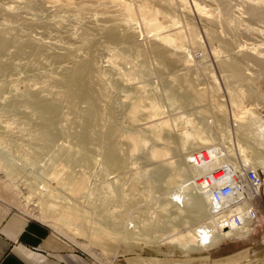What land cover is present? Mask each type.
I'll return each instance as SVG.
<instances>
[{"label": "rangeland", "instance_id": "374dc122", "mask_svg": "<svg viewBox=\"0 0 264 264\" xmlns=\"http://www.w3.org/2000/svg\"><path fill=\"white\" fill-rule=\"evenodd\" d=\"M69 1H66V0H15V1L14 0L12 1L2 0L3 3L0 2L1 4L5 6H9V7L13 6L12 9H14L13 10L14 13L16 15H18L17 13L20 14L18 15L20 20L12 23V22H8L7 18H5V21H2L4 22V26H0V39L6 40L10 36L9 41H8L9 45L7 44L9 48L7 47V50L3 54H0V60L3 63L6 62V64L9 66L7 68L9 70L5 69L3 72L0 71V79H1L0 80V95H1L0 96V107H1L0 114L2 115L3 122H10L11 125L13 124L12 127L14 126L13 128L15 129L17 133H19V128L24 129L23 133L25 134L24 136H26L24 137L23 133H21L23 137H19L21 136L20 133L19 134L14 133L13 135L6 134L7 136L6 137L5 133L0 132V139L4 138L6 141L8 140V145H10L9 147L6 146V149L3 148L5 146L3 147L0 146V151L1 150L6 151L15 159L14 165L12 164L13 166L12 169L14 170L13 172L17 176V180H16V182L18 181L17 190L18 192L21 193L19 194L20 196L19 198H21V201H23L25 198V194L28 192V189H31L34 192L36 191L37 194H40V195L42 194L41 196L40 195L38 196L41 200L43 199L42 202H44L43 206H46L44 207L46 212L55 211V209H57L56 204L53 203L54 200L51 198V194L48 192V190L45 189V185L51 184L50 186H53V189H54L55 182L51 181V177H52L51 171L53 170L54 167H57L62 164H60V162L57 161L56 159L55 160L53 159L54 158L53 153L49 151L45 146H43V143L41 141H39L38 139H35L37 134L35 133L36 128L34 127L36 124L40 123V117H37L32 114V107H30L32 105L30 104V102L26 101L25 99H21L19 95L11 91V86L9 83L10 81L12 82V80H16L19 83L21 82L20 84H23V81H24V84H25V81L26 83H33L35 81L39 82V80L41 81L42 75L50 74L59 79H62V82L60 84L49 83V86L51 89H53V92L59 93V92L67 91L68 87L65 84L66 82L65 77H66L67 71L65 68L72 69L73 63L76 60L80 61L83 58L81 55V52L87 51L85 55L83 56H87V58L92 62L93 66L96 69H99L100 72L103 73V76L106 77L104 82H101V83L96 80H94L92 83L90 82L93 86L92 94L97 96L98 98L97 103L101 104V105L99 104L100 109L103 110L101 114L102 115L104 114L106 118L107 116L105 115V113L111 116L108 105L112 101V103L115 104L113 116L115 115L114 117L115 119H117L116 121L120 123L121 129H122L119 135H122L123 133L124 134L135 133V134H139L143 136L145 135V139L148 143L146 144L147 145L146 147L138 151L135 157L131 158L129 156L130 152H129L128 146H126V143H124L123 138H120V140H123L122 148H124L122 149L123 151L122 157H123V160H125V165L128 170L125 169L123 171H119L116 168H112L110 173L109 172L105 173L103 171L104 169L103 165L102 163L99 162L98 158L96 159L97 162L96 161L93 162L92 157L90 161L89 160L82 161L83 160L82 155L84 154V152L78 150V142L75 138V134L77 133L78 130L80 131V128L78 127L80 126V123L83 122V118H84L83 116L85 115L87 111V108L90 104L89 103L90 100L78 101L77 102L78 105L75 107L76 110L74 111L73 108L71 107L72 100L69 99L67 96H65V99H63L60 102L59 111H60V114L64 113V111H67L65 113L70 114L69 117L71 119V123H73L74 126H72L73 124L71 125V123L69 125L65 124L64 126V123H63V127H65L64 130H67L66 132L68 134L66 133L65 135H63V137L61 138V143L63 147L64 146L74 147L72 150L70 149V151L68 150L67 151L73 156L74 159H76L77 161H82V162L77 163V166L75 165L76 170L74 174L76 177L75 179L77 181V185L78 186L79 184L82 185V189L84 191H81L78 194H72L68 190L69 185L63 182L64 184H62V186L55 185V193H56L55 196L59 195L63 200L64 199L67 200L69 205H76L78 209H77V212L76 211L75 212L78 213L79 215L80 214L84 215V218L87 220L88 224L89 222L91 223V221L93 223L95 222L101 223L102 224L101 226L105 228L108 227V225L109 226L112 225L113 220H115L116 222L119 221V218L121 214L124 212L123 210L125 209L122 207L126 206L127 203L125 202L126 201L130 202L129 200L131 198H133L132 203L135 206V208L134 206L132 207V210H130L131 212L129 211V215H130L129 217L134 222L132 225H138L142 227L144 226V224L148 223V221L151 224L158 220H163V221L171 220L173 224H177L178 222L185 220L187 221L188 224H186V226H182L177 229L180 232L185 233V234L187 232L194 231L202 227L203 225H206V224L210 225L207 221V218H204V217L193 218V213L191 212L190 208L186 206V204L188 203L187 201L188 198L186 194L187 190H183L180 187H178L182 184V180L184 178L178 179L180 181H176L177 183L168 184L169 177L171 175H174L175 173L174 171H178L180 164H181L179 162V159L176 157V153L173 151L174 150L173 148L176 147L175 146L176 143L179 142V141H176L174 134L177 132H180L185 127L184 122L186 120L191 119L195 124L202 123L204 121V118L200 116L198 112H200V110L202 109L210 110V113L205 118V120L207 119L210 122V124L208 125V128L213 132H216V131L220 132V130H217V127H216V125L218 124L219 128L222 129L221 131L223 132V134H221L222 137L220 138L219 145L221 144L230 145L228 146L229 147L228 149H230L229 158L232 164L237 163L239 165V164L244 163L243 156L235 154V149H237L239 145L245 148L246 155L249 158L253 157L257 153L260 154L261 150H258V147L256 146V144H254L253 142H251L250 139H248V137H250V135L248 134L249 132L245 131V133H243L237 130L238 128L242 130L240 126H243V128L247 127V124H245L246 119H244L245 121L243 124L235 123L236 120L234 119V113L232 114L233 110L231 106L232 105L231 103H235V101H231L227 94L229 91L235 93V92L240 91V89L243 91H245V89L246 91L252 90V92L257 94L258 98L254 100L252 99L245 100L244 101L246 103L245 105L246 106L251 105L250 107H256L257 105L256 109H259V106L264 108V104H263L264 102V70L263 71L259 70L255 65H253L252 62H245L247 64L244 65L243 70H244V74L246 75L247 81L244 83L234 82L230 84L231 82H227L224 79L221 70L218 69V66H219V63L223 61L227 56L228 57H238V58L253 56L257 54L258 47H260L261 50L264 51V34H260L257 31H255L257 32V34L254 33V30H259V29L261 33H264V18L262 19L263 22L262 20L261 21L251 20L254 18L248 17L247 15L249 14H246L247 12H249V10L251 12L254 8H256L257 7L256 5L260 3L259 1L264 3V0H220V2L219 0H186V2L187 1L189 2L187 4H189L190 8L188 6L189 11L187 12V15H185V17H181L174 12L172 13V11L170 12L163 4L159 3L157 0H128V3H130L131 7L135 10L137 9L138 5L144 2H148V4L153 6V8H156L157 10L161 11V13L165 14V16H168L169 20L174 19L173 21H176L175 23L176 26L171 21L169 22V24H166V26L169 27L168 30L173 29V31L175 30L176 32H180L181 34H186L187 32L185 31V29H183L184 28L183 26L189 25V28L196 32V33L194 32L195 36L192 35V38H193L192 43L194 44V46L192 45V47H187L185 50L178 49L177 47L171 46L169 44H164L162 42L151 40L148 36V32L146 31L145 26H143L140 23V19L138 18L133 19L132 17H128L126 15L122 16L123 14H119V19H118L120 20L118 22L119 30L123 34L132 27H136L138 30L139 37L136 39L137 41L132 46L128 45V42L125 38H122L119 43L106 44L107 28H105V25L102 24L100 21H98L96 18H91L84 23H75L69 20L67 16H59L56 20L55 18H53L49 26L47 27L41 26L40 24L41 20L44 17H46L50 13V11L54 12L53 17H55L54 7L65 9L66 6L67 7L71 6L75 10H80L82 8H91L93 10L107 9V10L116 11L114 9L115 7H107L104 3L105 0H74V1L69 0ZM247 1L250 3H247ZM193 2H199V4L201 6L203 5V7H206V9L207 8L209 10L211 9L210 11H212V13L213 11L216 13L215 14L216 17L220 16V6L219 5L221 3L226 4L229 7L228 23H223V24L220 23L218 25L219 27L217 26L215 30L216 32H212L211 31L213 30L212 27L207 25V23L205 22L206 19L203 17L204 15L202 16L200 13H197L194 6L192 5ZM253 2L255 4H253ZM251 3L253 5H251ZM49 4L50 5L54 4V5L50 6ZM248 5L250 9L247 8ZM45 6L47 7L45 8ZM246 8L247 10L248 9L249 10L248 11L245 10ZM244 10L246 12H244ZM243 13H245V16ZM212 15H214V13ZM235 16H239V18ZM246 20H249V21H246ZM257 21L261 23L259 24L255 23ZM243 24H245V26ZM253 24L255 26H253ZM180 25H182V27H180ZM251 26H252V29L254 28L253 31H250L252 30ZM247 31L249 32L247 33ZM32 39H38V41L42 42V44H40L39 46L41 47V50H42V52L41 51L40 52L43 53V55L40 52H34L33 49L27 46L25 54L21 57L18 56L15 53L17 51L16 48L18 47V45L20 43L27 44ZM13 41H16V42L13 43ZM226 42H229V44H231L232 52L230 51L228 52L225 49L224 43ZM249 43L250 44L253 43L252 46ZM153 45L159 47L158 54H156L151 59L152 61L151 66H147L146 64L144 65V63L148 60V57H149L148 53H146V48H148L149 46H153ZM68 46L71 47L72 50L70 51L64 50V48L65 47L68 48ZM247 46L249 48H247ZM27 49H29L28 52H27ZM117 52L118 54L121 55V57L124 56L123 58L126 61L125 62L119 61L120 63L117 65V67H119L118 69L117 67L111 68L108 66L106 62L112 56L114 57V55H116ZM39 53L42 56H40ZM14 54H16V56ZM38 56L40 57L39 59H38ZM33 57L35 59H33ZM116 58L114 59L116 60ZM131 59L133 62L131 61ZM172 60H174V64L173 63L171 64ZM184 60H187L190 62L189 67L184 68V65H183L184 63H182ZM19 62L20 63L23 62L24 64L23 63L20 64ZM2 66L3 65H0V69H2ZM33 68H35V70ZM131 68L134 69L135 72H132V71L130 72ZM6 70L8 73L6 72ZM129 73H132L131 74L132 82L127 81L128 77L126 75H129ZM211 75H213V77H216L215 82ZM9 78H11V80ZM189 85H191V87ZM247 85H249L250 88ZM52 86L57 88V91ZM244 86H247V87H244ZM171 88L175 89L177 93H179L182 99H171V100H169L168 98L165 99L164 98L165 92ZM199 88L208 89L210 96H216L217 98H215L214 102L212 101V103L203 102L204 105L203 104L201 105L199 104L200 106L197 105V103L196 102L194 103L193 100L195 98L194 93L200 90ZM180 90H183V91H180ZM39 91L40 90H38L37 93H39V97L41 99L44 97H47L48 95L47 93H41V91L40 92ZM68 102L70 105L68 104ZM139 103H140V106L142 107L141 109L142 111L139 113V119H138L139 121L137 122L138 124H136L133 128L129 126L127 123V114L129 113L131 106L133 104H139ZM154 103L156 105L155 109L157 110V112L156 110H153L150 108V104H154ZM215 104H217V106ZM20 105L24 106L23 109H21L22 106ZM217 107L218 109H216ZM219 107L225 110H221ZM27 109L31 110L30 113L27 111ZM215 109L216 111L218 110L220 111L216 112ZM150 110L152 114L149 112ZM259 111L260 110L258 111L256 110L255 112L258 114L260 119H262L263 121L262 129L264 130V109L260 112ZM120 112L122 113L120 114ZM155 113L156 115H154ZM13 116L14 118H11ZM242 117H247V114ZM146 121L147 123L149 121V123L146 124L145 123ZM164 121L169 122V124H171L172 129L168 130L169 127H166V126H163V124H160ZM158 124L162 127H160ZM152 125H154L153 129L145 128V127L148 128V126H152ZM173 126H176V127H173ZM190 126H188V129L190 128L191 130L192 126L191 127ZM155 127H156L155 130H159V129L161 130L163 128V130H161L162 137L160 138L163 142L161 140H160L161 142L160 141L158 142V140H155L154 137L152 136L151 131H155L154 130ZM230 132H231L230 137H227V134L229 136ZM233 136H234V140H233ZM244 136H247L246 138L248 140H245ZM10 139L12 142L10 141ZM69 140H71L70 141L71 143L69 142ZM17 143H18V146H17ZM168 147L171 150L170 152L171 155H169V158L171 162L175 161L172 163L173 166L171 169L169 168V166H162L159 164V162L150 160V156H149L150 150L152 148H156V149L166 148L167 149ZM15 150H16V153H14ZM18 150H21V152ZM27 150H28V153L26 152ZM63 151L66 152V150H63ZM97 151H99L98 148H97ZM18 153H21V155L23 156H20ZM16 155H19L20 157L19 156L17 157ZM35 157L40 158L39 163H35V161L33 160V158ZM29 158H30V161H29ZM25 159H27L28 161ZM22 161H23V164H22ZM29 163L30 165H28ZM227 163L229 164V162L226 160L225 162L221 164V166H224ZM69 166L74 167V165L72 164H69ZM221 166H217L215 169ZM247 167L257 169L259 172H262L264 174V165H256L255 167L250 165ZM181 168L184 169L185 166L181 165ZM0 176H5L4 172L0 171ZM155 178H158V180H156ZM43 185H44V189H43ZM133 185H135L137 189V192H134L135 194L134 193L131 194L132 192L130 193L131 187ZM40 187L42 189H39ZM118 187L121 190V192L125 194V199L123 200L118 197L119 195ZM168 190L169 192L167 193ZM85 191L86 192L89 191V192L86 193ZM109 192L114 193V194H109ZM263 192H264V187L262 189V195H263ZM129 194L131 196H128ZM111 195H114L115 197L114 196L112 197ZM1 196L2 194L0 193V200H1L0 208L8 209L10 207L9 206L10 202H8V200L6 201V199H4L3 197L1 199ZM116 200H118L119 202H117ZM261 200L262 199H260L258 203L259 215H260ZM166 206L167 208L165 209ZM177 208H183L181 214H175L174 211L177 210ZM11 209H16L19 212L27 215L28 217L37 220L35 217L30 216L29 214H26L25 212L20 211L17 207L11 208ZM57 212L58 211H56V213ZM166 216H169V217H166ZM258 221H259V217H258ZM49 222H51V220L47 219V223H43V224L49 226L50 224ZM257 222L251 227V231L248 235L238 238V240H232V241H239L241 239H244L240 243L233 244V245H238V246L235 248H232L231 250H234V249L242 250L243 249L242 246H245L244 248L256 247L257 241H253L252 243H247V240H250L249 237L253 233ZM50 228L55 232V234L62 236L65 239L69 240L74 245L76 250L86 253L92 259H94L100 264H106L107 261H109L110 263L111 262L113 263L115 260L124 259V257L127 255V253H125L124 255L118 256V258H114V256H112L111 254H107L105 250L100 249L99 247H96V246H92V248H94V250L97 251L98 254L100 253L102 255L103 260L99 259L95 257L90 252V250L83 249L77 246L68 236L55 231V229L52 227ZM147 237L151 239L150 236L147 235ZM247 237L249 239H247ZM82 238L83 240H86V242L92 239V237L89 236V233L82 234ZM245 238L247 240H245ZM228 242H231V241H228ZM228 242H222L221 244L215 247L202 249V250L196 251L191 254H186V255L185 253L181 252L177 248H172V246L168 247V245L162 246V247L172 252H169V253H165V252L149 253L148 252L149 254L147 255V253H141L138 250H133V251H130L129 254L136 253L137 255L144 256V257H150L152 256L151 254H154V257L156 256L159 259L169 260V261H172L173 263L181 262L185 264H229L228 258H227L228 250H224L223 252L218 251V249L222 245H225V243H228ZM248 242H251V240ZM257 256L260 257L259 255ZM257 256L250 260L247 259L248 261H245L242 264H264V263L259 262V258ZM105 258L107 260H105ZM232 264H236V263H232Z\"/></svg>", "mask_w": 264, "mask_h": 264}, {"label": "bare ground", "instance_id": "6f19581e", "mask_svg": "<svg viewBox=\"0 0 264 264\" xmlns=\"http://www.w3.org/2000/svg\"><path fill=\"white\" fill-rule=\"evenodd\" d=\"M66 1H69V0H66ZM157 1L161 4H163L170 12L172 11V13L174 12L181 17H185V15H187V12L189 11L188 10L189 4H187L189 2L188 1L186 2V0H157ZM0 2H2V0H0ZM51 2H53V1H51ZM219 2H220V0H219ZM259 2L260 3L256 5L257 7L254 8L251 12L249 10L250 9L249 5L247 6V8H249L248 9L249 12L246 13V14H249L247 16L254 18V19L250 18L251 20H260L261 21L264 18V5H263L264 3L261 1H259ZM104 3L107 7H115L114 9L116 11L107 10V9L93 10L91 8H82L80 10H75L71 6H68V7L66 6L65 9H60L59 7H54L55 17H53L54 12L50 11V13L41 20L40 24L43 27H47L52 22L53 18H55V20H56L59 16H67L69 20H71L75 23H84L91 18H96L98 21H100L102 24L105 25V28H107L106 44L119 43L122 38H125L128 42V45L132 46L135 44V42L137 41L136 39L139 37L138 36V30L136 27H132V28L128 29L124 34L119 30V26H118V22L120 21V20H118L119 14H123L122 16L126 15L128 17H132L133 19H137V18L140 19V23L143 26H145L146 31L148 32L149 38L153 41H158V42H162L164 44H169V45L177 47L178 49H181V50L182 49L185 50L187 47H192V45L194 46V44L192 43L193 42L192 41V39H193L192 35L195 36L194 35L195 31L190 29L189 25H185L186 27L183 26L184 27L183 29H185V31L187 32L186 34H181L180 32H176L175 30L173 31V29L168 30L169 27L166 26V24H169V22L172 21L174 23V25L176 26V24H175L176 21H173L174 19L169 20L168 16H165V14L161 13V11L157 10L156 8H153V6L148 4V2H144L140 5H138L136 10L131 7L130 3H128V0H105ZM247 3H250V2L247 1ZM253 4H255V3L253 2ZM253 4L251 3V5H253ZM260 4H262V5H260ZM44 5H45V3H44ZM52 5H54V4H52ZM52 5H50V6H52ZM55 5H57V4H55ZM192 5L194 6L197 13H200L202 16L204 15L203 17L206 19L205 22L207 23V25L211 26L213 29V30H211L212 32H216L215 30L220 23H222V24L228 23L229 7L226 4L221 3L219 5L220 6V16H217V17L215 15L216 13L214 11H213L214 15H212L213 13H212V11H210L211 9L209 10L207 8L208 9L207 10L206 7H203V5L201 6L199 4V2H193ZM244 6H246V5H244ZM12 7L11 6L10 7L5 6V5L0 3V26H4V22H2V21H5V18H7L8 22H12V23L20 20V18L18 17V15H20V14L17 13L18 15H16L14 13V11H13L14 9H12ZM46 7L47 6H45V8ZM49 8H51V7H49ZM189 8H190V6H189ZM247 8L245 10H247ZM245 10H244V12H246ZM47 11H49V10H47ZM236 13H237V11H236ZM240 14H241V12H240ZM243 14L245 16V13H243ZM42 15H44V14H42ZM235 17L239 18V16H235ZM249 20H246V21H249ZM262 22H263V20H262ZM255 23L259 24L261 22L257 21ZM243 25L245 26V24H243ZM253 26H255V25L253 24ZM180 27H182V25H180ZM246 27H248V26H246ZM251 29H252V26H251ZM253 29L250 31H253ZM259 30H254V33L257 34V32H259L260 34H264V33H261V31H259ZM255 31H257V32H255ZM248 32L249 31H247V33ZM248 35H250V34H248ZM51 36H52V34H51ZM9 37L6 40L0 39V54H3L7 50V47H8L7 44L9 45V42H8ZM73 37H75V36H73ZM35 38H37V37H35ZM15 39H16V37H15ZM21 40H19V41H21ZM42 41H43V39H42ZM14 42H16V41H13V43ZM64 42H66V41H64ZM40 44H42V42L38 41V39H32L27 44L20 43L18 45V47L15 45L17 47L16 48L17 51L15 53L20 57L23 56L26 52L27 46L30 47L31 49H33L34 52H40V51L42 52L41 47L39 46ZM252 44H250V45L252 46ZM59 45H60V43H59ZM224 45H225V49L228 52L229 51L232 52L231 51L232 50L231 44H229V42L224 43ZM247 48H249V47L247 46ZM257 49H258L257 50L258 52L256 55L241 57V58L228 57L227 56L223 61H221L219 63V66L218 65L217 66H218V69L221 70L224 79L227 82H231L230 84H232L234 82L235 83L246 82L247 78H246V75L244 74V70H243L244 65L247 64L245 62H252L253 65H255L259 70L263 71L264 70V51L261 50L260 47H258ZM28 50L29 49H27V52H28ZM64 50L70 51V50H72V48L68 46V48L65 47ZM47 51H46V53H47ZM158 51H159V47H157L155 45L149 46L148 48H146V53H148L149 57H148V60L146 59L147 61L144 63V65L146 64L147 66H151L152 65L151 59L156 54H158ZM86 52L87 51L81 52V55L83 58L80 61L76 60L74 62L75 64L73 63L72 69L65 68L67 71V74L65 77V80H66L65 84L68 87L67 91L59 92V93L53 92V89L50 88L49 83L60 84L62 82V79H59V78L52 76L50 74H46V75H42V76L40 75L41 81L39 80V82L35 81L33 83H26V81H25V84H24V81H23V84H20L21 82L19 83L16 80H12V82L10 81V83H9L11 86V91L14 92L15 94L19 95L21 97V99H25L26 101L30 102V104L32 105V106H30V107H32V114L37 116V117H40V123L36 124L34 127V128H36L35 133L37 134L35 139H38L39 141H41L43 143V146H45L49 151H51L53 153V156H54L53 159L54 160L56 159L57 161L60 162V164H62V165H59L57 167H54L53 170L51 171V173H52L51 181L52 182L54 181L55 185H57V186H62V184H64L63 182L67 183L69 185L68 190L72 194H78L81 191H84L82 189V185L79 184V186H78L77 181L75 179L76 177H75L74 172L76 170L75 165L77 166V163L85 161V160L90 161L91 157H92L93 162L96 161V159L98 158L99 162L102 163V165H103V168H104L103 171L105 173H108V172L110 173L112 168H116L119 171H123L125 169L128 170L126 165H125V160H123V157H122L123 156L122 155V153H123L122 149H124V148H122L123 140H124V143H126V146H128V148H129V152H130L129 156L131 158L135 157L136 154L138 153V151L140 149L146 147L147 146L146 144L148 143L145 139V135L143 136V135H139V134H135V133L124 134L123 132H122L123 133L122 135H119V133H121L122 129H121L120 123H118L116 121L117 119H115V117H114L115 115L113 116L115 104L112 103V101L108 105L111 116L107 115L105 113V115L107 116V118H106L104 116V114L103 115L101 114L103 112V110H101L99 107L100 103L99 104L97 103L98 102L97 96L92 94L93 93V90H92L93 86L91 83L94 80H96L100 83L104 82L106 77L103 76V73H101L99 69H96L93 66L92 62L87 58V56H83V55H85ZM218 52H219V50H218ZM234 52H235V50H234ZM16 54H14V55L16 56ZM41 54L43 55V53H41ZM41 54H40V56H42ZM117 54H118V52H117ZM117 54L116 55L113 54L114 57L112 56L106 62L109 67L116 68L120 62L126 61L123 58L124 56L121 57L120 54H118V55ZM6 55H8V54H6ZM36 55H35V57H36ZM39 58L40 57L38 56V59ZM114 58H116V60ZM33 59H35V58L33 57ZM131 61H132V59H131ZM189 61L184 60L182 62V63H184L183 64L184 68L189 67V65H190ZM22 63H20V64H22ZM29 63H31V62H29ZM172 63L174 64V60L171 61V64ZM0 65H3L2 69H0L1 72H3L5 69H7L9 67L6 64V62L3 63L1 60H0ZM95 65H96V63H95ZM124 65H126V64H124ZM35 68H33V69L35 70ZM118 68L119 67H117V69ZM134 69L131 68L130 72L131 71L135 72ZM7 70H9V69H7ZM7 70H6V72H7ZM120 72H122V71H120ZM44 73H46V72H44ZM122 73H124V72H122ZM131 74L132 73H129V75H126L128 77L127 81L132 82ZM13 75H14V73H13ZM211 76L213 77V75H211ZM215 78L216 77H213L214 82H215ZM9 79L11 80V78H9ZM38 86H40V87H38ZM189 86L191 87V85H189ZM247 86H249V85H247ZM247 86H244V87H247ZM216 87H217V85H216ZM53 88L56 89V91H57V88H55V87H53ZM249 88H250V86H249ZM199 89L200 90H198L197 92L194 93L195 98L193 100V102L194 103L196 102L197 105H199V104L201 105V104H203V102L212 103V101L214 102L215 98H217L216 96H210L208 89H205V88H203V89L199 88ZM38 90H40L41 93H47L48 94L47 97H44L41 99L39 97V93H37ZM191 90H192V88H191ZM180 91H183V90H180ZM99 93H100V91H99ZM103 95H104V93H103ZM227 95L231 101H235V103H231L232 104L231 105L232 110H233L232 114L234 113V119L236 120L235 123H240V124L242 123L243 124L245 121L244 119H246L245 124H247V127L243 128V126L236 124V125L240 126V128L243 131L240 130L239 128L238 129L236 128V129L243 132V133H245V131H248L249 132L248 134L250 135V137H248V139H250L251 142L256 144V146L258 147V150H261L260 154L257 153L253 157L249 158L246 155L245 148L239 145L237 147V149H235V154L243 156V162H244L243 164H245V166L251 165V166L255 167L256 165H264V158H263L264 157V130L262 129L263 121H262V119H260L258 114L255 112L256 110L262 111L264 108L259 106V109H256V107H257L256 104H255L256 107H250L251 105L246 106L245 105L246 103L244 102L245 100H251V99L254 100V99L258 98L257 94L252 92V90L246 91V89H245V91H243L240 89V91L235 92V93L229 91ZM65 96H67L69 99L72 100L71 107L73 108L74 111L76 110L75 107L78 105V103H77L78 101L90 100L89 101L90 104L87 108V111H86L85 115L83 116L84 117L83 122L81 121L82 123H80V126L78 127V128H80V131L78 130L77 133L75 134V138L78 142V150L84 152V154L82 155V157H83L82 161H77L68 152V151H70V149L72 150L74 147H72V146H69V147L64 146L63 147L62 143H61V138L63 137V135H65L67 133L66 132L67 130H64L65 127H63V123H64V126H65V124L69 125L71 123V119L69 117L70 114L67 113L68 114L67 115L65 113L67 111H64V113L60 114V111H59L60 102L63 99H65ZM110 98H111V96H110ZM110 98H109V100H110ZM164 98L165 99L168 98L169 100H171V99H182L181 96L179 95V93H177V91L175 89H172V88L165 92ZM237 102H239V103H237ZM68 104H69V102H68ZM263 104H264V102H263ZM215 105L217 106V104H215ZM20 106H22V105H20ZM23 107L24 106H22L21 109H23ZM67 107H69V106H67ZM150 108L153 110H156L155 109L156 108L155 103L150 104ZM261 108H262V110H261ZM141 109H142V107L140 106V103L139 104H133L131 106L129 113L127 114V123L129 126L134 128V126L136 124H138L137 122L139 121L138 119H139V113L142 111ZM158 109H159V107H158ZM216 109H218V107ZM216 109H215V111H216ZM106 110H107V108H106ZM221 110H225V109H221ZM27 111L30 113L31 110L27 109ZM144 111H146V110H144ZM218 111H220V110H218ZM218 111H216V112H218ZM149 112L151 113V110ZM156 112H157V110H156ZM121 113L122 112H120V114ZM209 113H210V110H204V109L200 110V112H198V114H200V116H202L204 118V121L202 123H196L195 124L191 119L186 120L184 122L185 127L180 132H177L174 134L176 141H179V142L176 143V145H175L176 147L173 148L174 149L173 151L176 153V157L179 159V162L181 164H180L178 171H174L175 172L174 175H171L169 177V180L168 179L167 180H168V184H171V183H177L176 181H180L178 179L184 178L182 180V184L178 187H180L183 190H187L186 194H187V198H188V200H187L188 203L186 204V206H188L190 208L191 212L193 213V218H199V217L207 218V221L210 225H208V224L203 225L202 227H200L194 231L187 232L186 234L177 230L178 228H180L182 226H186V224H188L187 221H185V220L180 221L177 224H173L171 222V220H167V221L166 220L165 221L158 220V221H155L151 224L148 221V223L144 224V226H142V227H140L138 225H132L134 222L129 217L130 216L129 211L132 210V207L134 206V204L132 203L133 198L130 199V197H129V199H130L129 201L131 203L128 201L125 202V203H127V205L122 207L125 209L123 210L124 212L121 214L118 222L113 220L112 225H110V226L108 225V227H106V228L102 227L101 223H96V222L93 223L91 221V223L89 222V224H88L87 220L84 218V215H82V214L79 215L78 213H76L77 209H78L76 205H69L67 200H65V199L63 200L59 195L55 196L56 195L55 185H54V189H53V186H50L51 184L50 185L44 184V185H45V189L48 190V192L51 194V198L54 200L53 203L56 204L57 209H55V211H47L46 212L45 208H44L46 206H43L44 202H42L43 199L41 200L39 198L38 195H40V194H37L36 191L34 192L33 190L28 189V192L25 194L24 200L21 201V198H19L20 197L19 194H21V193L18 192V190H17V188H18V186H17L18 181L16 182L17 176L13 172L14 170L12 169V167H13L12 164L14 165L15 159H14V157H12L9 153H7L4 150L0 151V171L4 172V174H5V176H0V193L2 194L1 199L3 197L4 199H6V201L8 200V202H10V205L8 204L10 206L9 207L10 209L6 208L7 211H10L11 208L17 207L20 211L25 212L26 214H29L30 216L35 217L37 220H39L42 223H47V219H50L51 222H49L50 223L49 226L54 228L55 231L60 232L61 234L68 236L77 246H79L83 249L90 250V252L95 257L102 259V260H103L102 255L100 253L98 254L97 251H95L94 248H92V246L99 247L100 249L105 250V252L107 254H111L112 256H114V258H118V256L124 255L125 253H129L130 251H133V250H138L141 253H148V252L149 253H156V252L169 253V252H172V251H168L162 247V246H167V245H168V247L172 246V248H177L178 250L185 253V255H186V254H191V253H194V252L202 250V249L215 247V246L221 244L222 242L238 240V238H241L243 236L248 235L251 231V227L258 221L259 210H258L257 205H258L260 199L258 200V202L256 201L257 205H256V203L255 204L251 203L249 205H239L236 208V212H238L241 215L245 214V215H247L246 217H249V219L247 220V223H245V225H243V226H238V225L233 224L231 226V228L224 229V228H221L219 221L216 218H213L211 216L210 197L206 193H204V191H202L200 189L198 180L205 178L207 175H209V173H217L220 171H225L229 168L228 166H234L235 171L238 170L239 172H242V170L238 169L240 167L238 166L237 163L232 164L230 162L231 161L229 158L230 149H228L229 148L228 146H230V145H222V144L219 145L220 138L222 137L221 134H223V132L221 131L222 129L219 128V125L217 124L216 127H217V130H220V132L219 131L213 132L208 128V125L210 124V122L207 119L205 120V118L208 116ZM246 114H247V117H242V116H245ZM154 115H156V113ZM11 118H14V116ZM150 118H149V120H150ZM156 118H157V116H156ZM35 122H36V120H35ZM145 123L148 124L149 121H148V123H147V121ZM72 124L73 123H71V125ZM160 124H163V126L169 127V129L167 128L168 130L172 129L171 124H169V122H167V121L166 122L164 121ZM190 124L192 127L190 126ZM12 125L10 124V122H3L2 115L0 114V132L5 133V136H6V134L13 135L14 133H17L15 131V129L13 128L14 126L12 127ZM72 126H74V124ZM153 126L154 125L148 126V128L147 127H145V128L146 129H153ZM188 126H190L192 129L191 130H190V128L188 129ZM160 127H162V126H160ZM173 127H176V126H173ZM155 129H156V127L154 128V130ZM173 129H175V128H173ZM161 130H163V128ZM161 130L160 129L155 130V131L150 130L152 133V136L154 137L155 140H158V142L161 140L160 138L162 137ZM23 132H24V129L19 128V133L21 135L19 137H23L25 135ZM19 133H17V134H19ZM21 133H23V136ZM230 135H231V132H230L229 136L227 134V137H230ZM167 136H169V135H167ZM24 137H26V136H24ZM27 137H28V135H27ZM172 137H173V135H172ZM246 137L247 136H244L245 140H248ZM120 138H123V140H120ZM233 140H234V136H233ZM10 141H11V139H10ZM70 141L71 140H69V142ZM235 142H237V141H235ZM247 142H249V141H247ZM0 146L1 147L5 146L3 148L6 149V146L9 147L10 145H8V140L6 141L3 138V139H0ZM17 146H18V143H17ZM167 146H169V145H167ZM97 148L99 151H97ZM63 150H66V152ZM18 151L21 152V150H18ZM204 151H206L207 162H202L199 165H195V164L190 162L191 159L194 157V155L201 154V152H204ZM26 152L28 153V150ZM170 152H171V150L169 147L167 149L166 148H162V149L152 148L150 150V153H149L150 160L155 161V162H159V164L162 166H169V168L171 169L173 166L172 163L175 161L171 162V160L169 158V155H171ZM14 153H16V150ZM18 154L20 156H23V155H21V153H18ZM24 154H26V153H24ZM19 155H16V156L18 157ZM231 155H232V153H231ZM184 158H186V159H184ZM22 159H23V157H22ZM39 159H40L39 157L33 158L35 163H39ZM138 159H139V157H138ZM25 160H27V159H25ZM183 160H184V162H183ZM226 160L229 162V164L227 163L224 166H221V164L223 162H225ZM29 161H30V158H29ZM30 163L28 165H30ZM22 164H23V161H22ZM69 164L74 165V167H70ZM63 165H65V166H63ZM181 165L185 166V168L184 169L181 168ZM217 166H221V167L215 169ZM252 169H254V168H252ZM254 170H257V169H254ZM47 172H48V170H47ZM225 176L226 175L224 173L219 174V177H222V179H224ZM155 179L158 180V178H155ZM222 184L223 183H220L219 186H221ZM44 185H43V189H44ZM149 185H151V184H149ZM39 189H42V188L40 187ZM169 189H171V188H169ZM87 192H89V191H87ZM134 192H137L135 185H133L131 187L130 193L133 194ZM168 192H169V190L167 191V193ZM109 194H114V193L109 192ZM118 194H119L118 197L120 199H122V200L125 199V194H123V192H121L119 187H118ZM261 195H262V193H261ZM111 196L113 197L114 195H111ZM128 196H131V195L129 194ZM133 197H134V195H133ZM178 198H180V197H178ZM88 199H90V198H88ZM92 200H93V198H92ZM116 201L119 202L118 200H116ZM117 202H115V203H117ZM5 204H6V202H5ZM134 208H135V206H134ZM166 208H167V206L165 207V209ZM182 209L183 208H177V210L174 211L175 214H181ZM251 210H254V212L255 211L257 212V216H255L254 219L249 216V211H251ZM56 211H58V212L56 213ZM109 211H111V210H109ZM104 214H106V213H104ZM166 217H169V216H166ZM210 226H211V228H210ZM111 227H113V228H111ZM84 233H89V236H91L92 239L90 241H87V242H86V240H83L82 234H84ZM147 235L150 236L151 239L148 238ZM107 254H105V255H107ZM105 260H107V259L105 258ZM108 262L109 261H107L106 264H113L112 262L111 263L110 262L108 263Z\"/></svg>", "mask_w": 264, "mask_h": 264}, {"label": "crops", "instance_id": "0c3cea01", "mask_svg": "<svg viewBox=\"0 0 264 264\" xmlns=\"http://www.w3.org/2000/svg\"><path fill=\"white\" fill-rule=\"evenodd\" d=\"M259 221L251 242L257 241L256 247L242 246L243 249L231 250L242 242L231 241L222 245L218 251L228 250L229 264H242L259 255V262L264 263V192L261 196ZM246 242V241H245ZM246 244V243H245ZM149 253H147L148 255ZM150 257L129 254L113 264H185L159 259L154 254ZM248 259V260H247ZM0 264H100L89 255L76 250L74 245L47 225L28 217L16 209L7 211L0 208Z\"/></svg>", "mask_w": 264, "mask_h": 264}, {"label": "built area", "instance_id": "2783aa9c", "mask_svg": "<svg viewBox=\"0 0 264 264\" xmlns=\"http://www.w3.org/2000/svg\"><path fill=\"white\" fill-rule=\"evenodd\" d=\"M195 165L207 162L206 151L196 154L190 161ZM242 172L235 171L234 166H228L225 171L209 173L205 178L198 180L200 189L210 197L211 216L219 221L221 228H231L233 224L243 226L249 217L236 212L239 205H257L261 199L264 187V174L245 164L238 165ZM224 173V179L219 174ZM220 183H223L219 186ZM257 201V202H256ZM258 206V205H257ZM259 215V212H258ZM249 216L255 218L257 212L249 211Z\"/></svg>", "mask_w": 264, "mask_h": 264}]
</instances>
